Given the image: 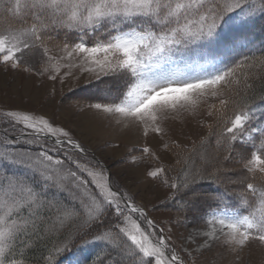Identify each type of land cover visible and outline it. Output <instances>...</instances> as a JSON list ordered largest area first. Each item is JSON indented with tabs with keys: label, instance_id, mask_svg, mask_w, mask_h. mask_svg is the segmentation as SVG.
Wrapping results in <instances>:
<instances>
[{
	"label": "snow or ice",
	"instance_id": "6c2138e0",
	"mask_svg": "<svg viewBox=\"0 0 264 264\" xmlns=\"http://www.w3.org/2000/svg\"><path fill=\"white\" fill-rule=\"evenodd\" d=\"M258 24L264 32V0H0V66L61 84L78 69L107 83L86 108L121 131L158 137L155 149L134 147L130 162L149 165L145 176L176 210V225L197 223L189 216L198 211L203 225L178 247L172 227L150 216L157 205L138 203L71 129L7 109L0 111V264H62L74 249L97 245L83 264H197L218 247L237 257L264 248ZM209 97L218 103L208 105L214 123L204 125L202 150L166 139L167 121L196 116ZM169 151L173 164L157 154ZM233 162L240 172L227 167Z\"/></svg>",
	"mask_w": 264,
	"mask_h": 264
},
{
	"label": "rangeland",
	"instance_id": "374dc122",
	"mask_svg": "<svg viewBox=\"0 0 264 264\" xmlns=\"http://www.w3.org/2000/svg\"><path fill=\"white\" fill-rule=\"evenodd\" d=\"M254 41L256 48L259 49L260 41L255 39ZM64 71L66 69H61L62 73ZM95 82L97 80L90 74L78 69L74 70L72 77L66 78L61 84L59 79L53 82L46 76L38 77L23 72L5 71L3 66H0V111L7 109L34 111L38 115L52 119L58 125L71 129L75 138L89 149V155H94L103 161L112 176L136 196L138 203L145 204L150 209L152 205H157L155 211H150V216L161 222V227H172L170 235L177 246L186 244L185 238L195 228L203 227L198 223L199 217L189 218L190 221L197 223H188L183 227L176 225L174 223L176 216L162 208L163 191L145 176L149 165L143 161H138L136 164L130 162V154L134 147L141 148L148 144L155 149L160 143L159 138L150 135L145 140L139 129L121 131L119 126L109 124L99 114L88 110L86 102L74 100L78 96L77 90ZM53 89H55L54 95ZM216 103H218L216 98L209 97L196 116L185 113L177 119L167 121L165 127L169 135L166 139L185 146L200 141L208 133V128L204 125L212 124L214 120V117L207 114L208 105ZM260 120L264 121V116H261ZM135 154L140 155L139 152ZM157 154L161 155V160L165 164L175 162V157L170 151ZM188 246L194 247V245ZM99 247V245L94 246L84 253L77 248L71 254H67V259L61 258L62 264H77L78 260L83 264L84 257L98 251ZM208 261H214V264H264V248L253 245L245 248L237 257L227 249L218 247L198 259L197 264H207Z\"/></svg>",
	"mask_w": 264,
	"mask_h": 264
},
{
	"label": "trees",
	"instance_id": "16d2710c",
	"mask_svg": "<svg viewBox=\"0 0 264 264\" xmlns=\"http://www.w3.org/2000/svg\"><path fill=\"white\" fill-rule=\"evenodd\" d=\"M253 38L257 41H260V47H264V32L261 31V28L259 26V24L257 25L255 31H254V36ZM259 47V48H260ZM254 73L259 76V75H264V70H253ZM106 87H108V84L107 83H100L99 81L91 84V85H88V86H85L79 90H77L76 92L78 93V96L75 97V101H78V102H89L90 100H92L94 98V96L97 94V93H101L102 94V90L105 89ZM242 87V85H241ZM261 82H257L256 85H255V88H254V94H255V104L259 105V107L256 108V123H260L261 120H260V117H261V111L264 110V105H260V102H259V96L261 94ZM213 123H214V120H213ZM209 135V130H208V133L207 135H205L204 137L208 136ZM200 141L190 145V146H185V145H181L183 147H186L188 149H191L193 148V146H195L197 148L198 151L202 150L201 147H200ZM208 148H210V152H215V141L214 139L211 141V143L208 145ZM238 148H239V145H238ZM174 157H175V154L173 152H171ZM228 168H234L236 170V172H240V169L238 168V166L235 164V162L227 165ZM222 179H225V177L222 176ZM261 179L260 177H257V180H256V183H257V186L260 185L261 183ZM203 191L205 192H215L216 190V186L215 185H208V184H205L203 186ZM229 201H231V203L235 204V198L232 197V196H229L228 197ZM162 208L166 211H170L172 212L175 216H177V212L176 210L171 206V205H168V206H164L162 204ZM199 217V211L197 212V214L195 216H189V218H197ZM41 247H43V245H41ZM75 250V249H74ZM67 255V254H66Z\"/></svg>",
	"mask_w": 264,
	"mask_h": 264
}]
</instances>
